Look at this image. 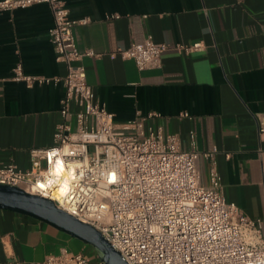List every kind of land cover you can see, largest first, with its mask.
Instances as JSON below:
<instances>
[{
	"label": "crops",
	"instance_id": "0c3cea01",
	"mask_svg": "<svg viewBox=\"0 0 264 264\" xmlns=\"http://www.w3.org/2000/svg\"><path fill=\"white\" fill-rule=\"evenodd\" d=\"M76 23L81 60L98 101L118 123L137 112L153 129L177 133L190 147L217 149L215 158L225 197L254 219L264 221V0H64ZM50 5L0 10V165H30V149L54 143L62 120L60 82L29 85L14 79L21 63L27 75L62 77L49 30ZM153 39L166 43L159 68L140 70L122 50ZM202 42L186 52L180 46ZM183 113H189L184 116ZM211 161L199 160L201 181L210 184ZM63 248L101 260L86 243L58 228L0 209V264L15 259L34 264ZM93 248V247H92Z\"/></svg>",
	"mask_w": 264,
	"mask_h": 264
},
{
	"label": "built area",
	"instance_id": "2783aa9c",
	"mask_svg": "<svg viewBox=\"0 0 264 264\" xmlns=\"http://www.w3.org/2000/svg\"><path fill=\"white\" fill-rule=\"evenodd\" d=\"M48 3L54 23L49 30L56 59L67 67L62 77L27 75L21 63L14 79L29 85L62 82V120L54 143L30 149V165H0V184L18 186L52 199L81 221L98 228L129 264H264V221L248 216L223 192L213 151L198 149L190 132L183 149L177 133L146 124L149 113L123 123L96 98L81 60L93 51L78 47L64 0H0V10ZM168 48L149 38L122 50L140 70L159 68ZM202 50V42L180 46ZM189 116V113H183ZM264 131V124L261 125ZM211 161L210 184L201 181L199 160ZM60 167V175L53 170ZM62 184L65 189H62ZM12 264H27L15 259ZM34 264H94L84 251L63 248ZM100 264H104L103 261Z\"/></svg>",
	"mask_w": 264,
	"mask_h": 264
},
{
	"label": "water",
	"instance_id": "95a60500",
	"mask_svg": "<svg viewBox=\"0 0 264 264\" xmlns=\"http://www.w3.org/2000/svg\"><path fill=\"white\" fill-rule=\"evenodd\" d=\"M0 209L39 219L91 245L104 264H129L98 228L59 208L50 198L0 184Z\"/></svg>",
	"mask_w": 264,
	"mask_h": 264
},
{
	"label": "bare ground",
	"instance_id": "6f19581e",
	"mask_svg": "<svg viewBox=\"0 0 264 264\" xmlns=\"http://www.w3.org/2000/svg\"><path fill=\"white\" fill-rule=\"evenodd\" d=\"M60 173H61L60 167L57 166V168L53 170V174H54V175H55V174H56V175H60ZM64 189H65V187H64V185L62 184V189H61V190H64Z\"/></svg>",
	"mask_w": 264,
	"mask_h": 264
},
{
	"label": "rangeland",
	"instance_id": "374dc122",
	"mask_svg": "<svg viewBox=\"0 0 264 264\" xmlns=\"http://www.w3.org/2000/svg\"><path fill=\"white\" fill-rule=\"evenodd\" d=\"M86 245H87L88 249H93V251H94V252H96V251H95V249H94V248H92V246H91V245H89V244H86ZM86 252H87V251H86Z\"/></svg>",
	"mask_w": 264,
	"mask_h": 264
}]
</instances>
